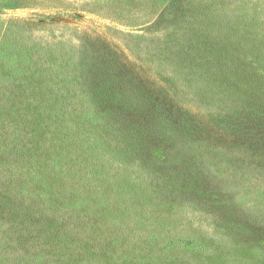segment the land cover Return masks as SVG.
I'll list each match as a JSON object with an SVG mask.
<instances>
[{
	"label": "trees",
	"instance_id": "trees-1",
	"mask_svg": "<svg viewBox=\"0 0 264 264\" xmlns=\"http://www.w3.org/2000/svg\"><path fill=\"white\" fill-rule=\"evenodd\" d=\"M85 1L119 13V19L140 21L138 11H161L141 34L139 49L158 62L176 96L205 114L263 121L251 104L264 103V0ZM71 31L55 38L54 76L39 86H30L28 79L12 90L0 86V209L3 203L7 207L0 215L17 210L15 218L24 212L25 220H38L41 209L42 221L61 225L57 264H259L234 254L240 240L229 233L231 224L219 220V204L214 212L202 203L194 207L190 194H180V187L148 166L141 176L149 187L145 192L104 198L102 189L91 186L98 180L88 169L94 158L125 169L128 157L144 153L127 132L130 118L123 124L118 111L108 115L106 110L120 107L140 115L147 108L123 84L129 67L111 44L100 41L103 47L93 49L84 31ZM38 114L61 139L50 140L61 147L52 145L56 156L46 160L38 154ZM160 117L163 121L166 115ZM46 175L45 190L38 192V177ZM160 193L178 205L163 221L154 220L147 207ZM248 219L264 226V208ZM103 224L111 232L102 231Z\"/></svg>",
	"mask_w": 264,
	"mask_h": 264
},
{
	"label": "rangeland",
	"instance_id": "rangeland-1",
	"mask_svg": "<svg viewBox=\"0 0 264 264\" xmlns=\"http://www.w3.org/2000/svg\"><path fill=\"white\" fill-rule=\"evenodd\" d=\"M160 13L155 9L138 11L140 21H135L119 19V13L101 10L99 5L93 7L85 0H0V86L7 84L12 90L19 87L15 83L27 79L31 81L30 86H39L54 76L51 70L55 66V38L62 33L71 35L73 28L84 31L82 37L93 49L103 47L100 41L111 44L119 59L129 67L123 84L130 86L129 90L138 99L144 100L147 110L136 115L115 107L106 113L118 111L123 124L130 118L127 132L132 131L137 146L143 148L139 153H144L128 157L125 169L112 167L107 158H94L88 163V169L98 180L91 186L102 189L99 194L104 198L123 196L134 189L145 192L146 186L149 187L141 181V176L146 171L144 166H148L149 171L169 178L170 186L180 187V194H190L196 201L192 203L194 207L201 208L202 203L209 212H214L218 209L214 205L219 204V220L231 224L229 233L240 240L234 254L260 264L264 260V226H256L248 218L264 208L261 207L264 203V103L255 105L252 101L254 111H259L257 117H263V121H252L240 114H205L178 98L173 84L158 71V62L139 49L141 34L153 26ZM14 38L17 40L12 43ZM133 69L134 74L130 73ZM155 106H158L156 114ZM164 114L162 121L160 116ZM38 117V154H43L40 158L46 160L56 156L51 149L56 143L50 140L61 139L49 130L47 118L39 114ZM72 144H78L77 140L69 141ZM119 172H125L127 177ZM44 178L47 175L38 177V192L45 190ZM150 202L147 207L153 211L150 215L154 220L163 221L178 208L173 199L164 198L161 193ZM1 207L0 211L7 209L4 203ZM16 212L6 210L0 215V264H57V248L64 234L61 225L53 220L42 221L41 209H38V220L31 221L24 219V212L15 218ZM69 219L74 218L69 215ZM111 230L103 224L102 231ZM93 231L97 234L98 227ZM78 248V256H82L81 246Z\"/></svg>",
	"mask_w": 264,
	"mask_h": 264
}]
</instances>
